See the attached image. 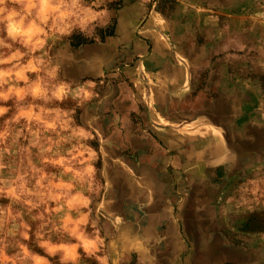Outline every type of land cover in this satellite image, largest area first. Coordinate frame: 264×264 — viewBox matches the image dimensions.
Segmentation results:
<instances>
[{
	"label": "rangeland",
	"instance_id": "rangeland-1",
	"mask_svg": "<svg viewBox=\"0 0 264 264\" xmlns=\"http://www.w3.org/2000/svg\"><path fill=\"white\" fill-rule=\"evenodd\" d=\"M152 2L84 0L85 8L91 11L83 12L79 26L67 30L70 35L50 34L44 49L20 61L23 65L30 56L42 57L45 67L59 65L58 80L52 83H64L65 98L45 102L27 95L22 100L15 96L0 100V107L8 109L0 115V264H34L31 255L44 257L48 264H61V258L71 254L68 249L50 255L48 245H40L45 241L76 245L81 231L89 239L97 236L102 245L78 248L79 258L63 264H193L191 261L201 260V254L207 255L200 261L203 264H223L224 259L217 260L216 254L224 243L245 253L243 260L234 257L236 264H264V163L256 192L252 182L244 187L255 197L243 206L254 203L256 209L242 218L244 228L232 229L230 214L210 217L200 203L198 217L189 212L188 217L173 218L171 206L164 211L163 203L147 200L148 186L140 180L139 165L127 161L121 149L122 154L106 149L104 139L94 136L92 122H80V115L91 117L94 104L105 101L99 97L101 86L93 88L99 78L93 65V45L114 35L115 19L124 8L128 9L125 17L144 18ZM16 48L28 52L13 44L12 50ZM36 75L28 73L29 84ZM39 75L44 77V71ZM10 83L28 87L14 79ZM8 87L4 85L3 90ZM30 106L33 117L38 115L39 120L16 119ZM89 164L94 172L87 171ZM189 188L185 187L186 193ZM207 188L221 193L218 186ZM196 190L206 192L202 186ZM222 190L220 211L234 210L225 202L233 187ZM247 190L239 192L240 203ZM172 225L174 232L170 231ZM227 229L231 232L226 233ZM213 244L215 253L210 252Z\"/></svg>",
	"mask_w": 264,
	"mask_h": 264
},
{
	"label": "crops",
	"instance_id": "crops-1",
	"mask_svg": "<svg viewBox=\"0 0 264 264\" xmlns=\"http://www.w3.org/2000/svg\"><path fill=\"white\" fill-rule=\"evenodd\" d=\"M152 1L144 18H127L124 8L114 35L93 45V88L101 86L105 101L80 122H92L106 149H121L139 165L147 200L163 203L164 211L171 206L173 218L198 217L200 203L210 217L230 214L238 228L256 210L243 206L255 197L244 187L252 182L256 192L264 163V0ZM228 185L225 202L235 209L220 211ZM198 186L206 192L197 193ZM242 190L249 193L240 203ZM216 255L223 264L245 258L227 243Z\"/></svg>",
	"mask_w": 264,
	"mask_h": 264
},
{
	"label": "clouds",
	"instance_id": "clouds-1",
	"mask_svg": "<svg viewBox=\"0 0 264 264\" xmlns=\"http://www.w3.org/2000/svg\"><path fill=\"white\" fill-rule=\"evenodd\" d=\"M85 11L91 10L85 8L84 0H0V100L7 101L12 96H15L17 100H22L30 95L33 100L63 101L65 98L62 95L64 83H52L58 80L59 65L50 64L45 67V60L42 57L30 56L27 63L23 65L20 61L25 55L44 49L50 34L70 35L67 30L81 24L82 14ZM6 41H11V43H6ZM13 44H19L28 49V52H21L20 48L13 51ZM41 66H44L43 69ZM42 70L44 77L39 75ZM28 73L37 74L36 79L30 84ZM13 79L28 87H17L11 84L10 81ZM6 84L9 87L4 91ZM88 95L91 96V93ZM7 111V108L0 107V115ZM20 117L39 120L38 115L33 117L31 106L27 112L21 111L16 119ZM47 127L51 128L53 125L48 124ZM87 171L94 172L95 169L89 164ZM77 239L80 243L76 245H53L45 241L40 246L48 245L47 250L50 255L68 249L71 254L61 258V264H63L66 260L75 261L79 258L76 249L103 243L97 236L92 239L85 237L82 231ZM23 251H27L26 247ZM31 258L34 264H48V261L39 255H31Z\"/></svg>",
	"mask_w": 264,
	"mask_h": 264
},
{
	"label": "bare ground",
	"instance_id": "bare-ground-1",
	"mask_svg": "<svg viewBox=\"0 0 264 264\" xmlns=\"http://www.w3.org/2000/svg\"><path fill=\"white\" fill-rule=\"evenodd\" d=\"M208 243V242H207ZM214 246V244L212 245V247ZM219 246V245H218ZM213 250V249H212Z\"/></svg>",
	"mask_w": 264,
	"mask_h": 264
}]
</instances>
